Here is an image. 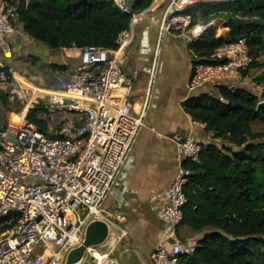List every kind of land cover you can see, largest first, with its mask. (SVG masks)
Masks as SVG:
<instances>
[{
    "label": "built area",
    "instance_id": "1",
    "mask_svg": "<svg viewBox=\"0 0 264 264\" xmlns=\"http://www.w3.org/2000/svg\"><path fill=\"white\" fill-rule=\"evenodd\" d=\"M10 1L0 0V83L5 86L6 99L26 112L39 109L37 117L48 125L55 114L63 116L62 126L53 134L30 127L25 118L0 128V218L4 220L0 264H65L94 221L118 232L103 244L86 248L85 256L95 264H118L113 250L126 232L110 218L108 199L115 186L125 182L144 126L149 94L140 113L133 115L127 99L135 77L118 60L132 40L130 23L135 14L130 0H110L114 8L131 15L128 28L115 39L116 48H81L79 66L59 80L58 90L45 103L38 102L27 78L10 65L13 51L9 40L14 33ZM208 1L212 0H168L159 23V41L168 33L195 40L201 31L193 28L188 10ZM210 59L215 63L195 66L190 89L216 82L233 93L242 72L252 63L244 39L223 44ZM155 69L153 60L149 87ZM0 111H4L1 102ZM171 140L178 169L164 192L162 215L175 229L183 219L184 186L192 175L184 163H198L203 146L188 135L174 134ZM170 238V234L164 235L157 242L150 254L151 264H178L179 257L194 253L195 244L169 242Z\"/></svg>",
    "mask_w": 264,
    "mask_h": 264
},
{
    "label": "trees",
    "instance_id": "2",
    "mask_svg": "<svg viewBox=\"0 0 264 264\" xmlns=\"http://www.w3.org/2000/svg\"><path fill=\"white\" fill-rule=\"evenodd\" d=\"M153 1L130 0L132 11L140 13ZM17 3L16 21L32 39L64 50L71 46L115 49L117 35L131 19L110 0ZM188 12L192 25L199 19L220 18L229 29L227 37L217 39L216 27H207L188 43L194 67L215 63L210 59L214 51L238 39L245 40L252 58L242 74L259 66L264 56V0L200 2ZM260 101H264V90L258 97L245 89L231 93L224 88L183 101L184 112L228 146L203 148L198 163H184L192 175L184 186L187 204L180 225L212 232L195 244L192 255L179 257L178 264H264V128L256 124L264 125V115L257 109ZM38 111L27 110L25 120L45 133L48 124L37 117ZM3 222L0 218V229Z\"/></svg>",
    "mask_w": 264,
    "mask_h": 264
},
{
    "label": "crops",
    "instance_id": "3",
    "mask_svg": "<svg viewBox=\"0 0 264 264\" xmlns=\"http://www.w3.org/2000/svg\"><path fill=\"white\" fill-rule=\"evenodd\" d=\"M17 4V0L9 4V13L14 23V33L9 40L13 51L10 65L27 78L38 102L45 103L58 90L59 80L66 79L79 66L80 48L71 46L65 50L48 49L33 40L16 21L14 11ZM167 5L168 0H154L146 10L134 15L130 23L132 40L118 55L122 69L135 77L132 92L127 99L133 115L140 113L149 93L144 126L136 139L125 182L118 183L108 199L110 218L126 232L113 250V257L118 264H151L150 254L164 235L170 234L169 242L177 240L196 244L205 234L212 232L210 228L195 231L186 225L172 229L162 215L164 192L178 169L177 153L171 137L174 134L188 135L204 149L228 146L225 140L207 131L204 124L193 121L182 108L186 99L202 94L212 95L221 85L209 82L194 89L188 87L195 69L188 49V35L168 33L162 35L159 41V23ZM224 23L220 18L210 21L199 19L193 28L202 33L207 27H216V38L222 39L229 32ZM153 60H156V69L149 87L148 70ZM259 63V66L242 74L237 83L238 89H245L258 97L264 90V79H260L264 78V56L259 59ZM255 77L257 81H254ZM0 102L4 107L2 113L10 115L16 122L26 117V111L7 101L5 86L1 83ZM57 115L63 116L61 113L54 116ZM57 129L49 128L48 125L47 130L53 134ZM106 228L105 238L100 244L118 232L114 227L106 225ZM84 256L85 251L79 263Z\"/></svg>",
    "mask_w": 264,
    "mask_h": 264
},
{
    "label": "water",
    "instance_id": "4",
    "mask_svg": "<svg viewBox=\"0 0 264 264\" xmlns=\"http://www.w3.org/2000/svg\"><path fill=\"white\" fill-rule=\"evenodd\" d=\"M130 8L132 10V3H130ZM132 13L134 12L132 11ZM257 109L264 115V101L258 103ZM106 231L107 228L103 222L94 221L90 223L86 228L84 241L79 247L70 252L65 264H78L83 257L85 249L99 245L104 240Z\"/></svg>",
    "mask_w": 264,
    "mask_h": 264
},
{
    "label": "rangeland",
    "instance_id": "5",
    "mask_svg": "<svg viewBox=\"0 0 264 264\" xmlns=\"http://www.w3.org/2000/svg\"><path fill=\"white\" fill-rule=\"evenodd\" d=\"M45 47H47L49 49L48 46L45 45ZM258 75H259L258 77H261V74H258ZM256 79H257V77H255L254 81H257ZM260 79L263 80L264 78H260ZM260 79H258V80H260ZM18 119H20V118H18ZM61 121H62L61 115L54 116V119L50 120L49 128L50 127L51 128L54 127V129L56 127L60 128L62 126ZM15 122H16V119H14V118L11 119L10 115H7L6 113H2L0 111V128L6 127L8 123L11 124V123H15ZM256 124L259 126L260 129L264 128V125L262 122H256ZM80 264H95V263H92V260L86 255Z\"/></svg>",
    "mask_w": 264,
    "mask_h": 264
}]
</instances>
